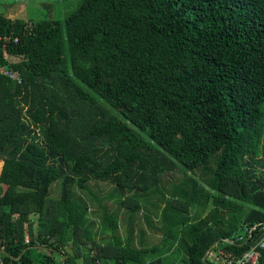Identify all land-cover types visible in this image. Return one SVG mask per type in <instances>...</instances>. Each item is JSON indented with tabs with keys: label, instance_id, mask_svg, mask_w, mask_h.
I'll return each instance as SVG.
<instances>
[{
	"label": "trees",
	"instance_id": "trees-1",
	"mask_svg": "<svg viewBox=\"0 0 264 264\" xmlns=\"http://www.w3.org/2000/svg\"><path fill=\"white\" fill-rule=\"evenodd\" d=\"M11 1L0 64L22 80L0 75V264H164L117 235L120 212L134 218L144 199L166 202L162 237L187 264L235 263L256 244L264 0H85L62 22L9 18L37 0ZM91 183L112 190L98 198ZM77 192L99 206L97 232Z\"/></svg>",
	"mask_w": 264,
	"mask_h": 264
},
{
	"label": "rangeland",
	"instance_id": "rangeland-1",
	"mask_svg": "<svg viewBox=\"0 0 264 264\" xmlns=\"http://www.w3.org/2000/svg\"><path fill=\"white\" fill-rule=\"evenodd\" d=\"M84 1L85 0H37L36 4H32L31 1L29 3L23 2L21 4H17L16 7H12V9H10L11 14L9 15V18L25 19L29 16V18H32L33 21H39L41 19L48 18V19L59 20L60 22H62L72 12L76 11L84 3ZM11 2H15V1L0 0V15L7 13L8 10L6 9L5 5H8L7 3H11ZM29 6H30V8H27ZM0 167H1V162H0ZM210 167H211V165H210ZM200 174H201V171H197L195 174L189 175V176L197 179L196 176H198V178H200V176H201ZM183 177H184V175L179 171L170 172L167 175L163 176V179H164V181H166L167 184H166V186L164 185L163 187L161 185L158 186V188L155 190L156 191V197H160V196L165 195L166 200H167V198L170 195L169 192L165 193V190L170 187L167 185L169 183H179ZM90 189H91V191H94V193L96 195H98V198H104L105 195H107L111 192L112 187H110L109 185H106V184H101V183H99V184L91 183ZM180 189L178 191V196L180 194H182L183 191L185 190L183 188H180ZM57 192L58 191H57L56 185H52L50 188L51 197L56 198L58 196ZM77 193H80L79 195L83 196V198L85 199V202L89 205L90 212L87 214V220L88 219L93 220L97 223L96 227L94 229L95 232H97V230L100 227V217H101V214H99V206L96 205L95 201H94V204L91 201H89V198L86 195V193H84V192H77ZM125 196H127V194H125ZM181 200L184 201L182 198H181ZM144 201H149V200L144 199ZM155 202H157V201H155ZM104 203H105L104 206H106V208L109 209L110 212H114L116 210V204L114 203V201L112 203L110 202L108 205L106 204V202H104ZM147 210L148 211L145 212V215L147 214V212H149L150 214L155 212L153 209L151 210L150 208L149 209L147 208ZM197 210L200 211V209H197ZM173 212H177V209H172V210L168 211V214L169 213L172 214ZM195 212H196V209H193L192 207H190L189 214L188 215L184 214V216L187 219L189 217L190 221H192V219L195 215ZM147 219L149 221H151L149 216L147 217ZM159 223L162 224V222L157 221V222H155V225L156 224L158 225ZM123 233H124V235L126 234L124 229H123V231L122 230L120 231V235L123 236ZM186 237H187V235H184V238H186ZM175 248H176V251L173 255L175 256L177 263L173 262L172 259H170V257H172V255H170V257L168 256L164 260V264H187V254L184 251L183 246L176 244Z\"/></svg>",
	"mask_w": 264,
	"mask_h": 264
},
{
	"label": "crops",
	"instance_id": "crops-1",
	"mask_svg": "<svg viewBox=\"0 0 264 264\" xmlns=\"http://www.w3.org/2000/svg\"><path fill=\"white\" fill-rule=\"evenodd\" d=\"M11 9V8H10ZM12 11V10H11ZM112 190V189H111ZM142 208H140V212L137 216L129 217L127 216V213L125 215V218L122 217V214H125L124 211H121L119 214V226H118V237L123 242H131L134 246L137 248H148L152 249V252L144 253V259L149 261L151 259L159 258L165 256L167 258L168 256L172 255L170 259H172L173 262L177 263L176 258L173 254H168V248L173 247L172 245L173 240L164 241L162 237V225L163 223H159L158 225H155V222L160 221L162 222V215H163V209L166 205V202H143ZM147 208L153 209L155 212L149 213L145 215V212L148 211ZM205 211H203L202 214H204ZM150 217L151 221L147 219V217ZM123 229L125 230L126 234L123 236L120 235V231ZM209 253V252H208ZM211 254V253H210ZM106 259L102 260L98 264H105ZM83 260H78V264H83Z\"/></svg>",
	"mask_w": 264,
	"mask_h": 264
},
{
	"label": "built area",
	"instance_id": "built-area-1",
	"mask_svg": "<svg viewBox=\"0 0 264 264\" xmlns=\"http://www.w3.org/2000/svg\"><path fill=\"white\" fill-rule=\"evenodd\" d=\"M16 41V40H15ZM0 75L16 81L17 84H20L22 80V76L19 72L13 70L9 66H4L0 64ZM240 239V237H238ZM262 254V258L264 261V233L262 237L254 244L247 252L243 254V256L238 259L235 263H232L230 260H227L224 264H257L258 257ZM215 260L218 261L220 258L215 256Z\"/></svg>",
	"mask_w": 264,
	"mask_h": 264
},
{
	"label": "water",
	"instance_id": "water-1",
	"mask_svg": "<svg viewBox=\"0 0 264 264\" xmlns=\"http://www.w3.org/2000/svg\"><path fill=\"white\" fill-rule=\"evenodd\" d=\"M254 227H252L251 229H253ZM220 240V239H219ZM219 240H216L214 243H212L209 247H208V249L206 250V252H205V254H204V256H203V260L205 259V257H206V255L208 254V252L211 250V248L219 241ZM230 241V240H229ZM61 264H65V258L64 257H62V262H61Z\"/></svg>",
	"mask_w": 264,
	"mask_h": 264
}]
</instances>
